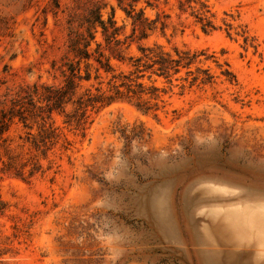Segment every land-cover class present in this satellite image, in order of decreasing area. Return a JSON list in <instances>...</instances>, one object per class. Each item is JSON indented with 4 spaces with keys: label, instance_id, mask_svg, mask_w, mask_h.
I'll list each match as a JSON object with an SVG mask.
<instances>
[{
    "label": "rangeland",
    "instance_id": "374dc122",
    "mask_svg": "<svg viewBox=\"0 0 264 264\" xmlns=\"http://www.w3.org/2000/svg\"><path fill=\"white\" fill-rule=\"evenodd\" d=\"M129 1L0 0V110L14 115L0 148V264H113L110 255L115 264H258L264 0H138L144 30ZM93 3L116 21L122 60L97 71L91 59L90 79L68 103L50 117L45 106L22 117L11 98L36 82L66 83L68 20L77 26ZM96 39L106 48L101 26ZM143 47L188 58L169 77L140 76ZM121 73L140 76L133 102L148 112L119 101L90 106L84 125L67 121L81 94L113 93ZM236 212L244 216L240 245Z\"/></svg>",
    "mask_w": 264,
    "mask_h": 264
},
{
    "label": "trees",
    "instance_id": "16d2710c",
    "mask_svg": "<svg viewBox=\"0 0 264 264\" xmlns=\"http://www.w3.org/2000/svg\"><path fill=\"white\" fill-rule=\"evenodd\" d=\"M191 2L192 0H188ZM120 4L124 0H119ZM137 5L138 0H130L128 4L130 5V10L127 11L128 14L132 16L136 12V25L140 24L143 27V30L146 28V22L148 17L145 16L144 8L139 10L135 9V3ZM59 5V0L56 2ZM203 23L202 27L206 30L208 27H213L212 21L206 17L199 16ZM70 24V41L68 44L67 51V60L61 64V70L64 72L66 77V83L60 87L48 84H39L34 83L32 85H27L23 88L22 92L17 96L11 98L13 108L18 107L17 110L23 114L22 117L27 118L25 113L30 112V107L40 108V111L44 110L45 106L49 112V117L54 110L60 109L64 104L68 103L74 95L78 93L79 81L83 78L90 79L91 72L89 61L94 59L98 63L97 71L101 68H104L106 71L112 70L110 60L112 57H116L119 60H122V56L118 53L119 45L121 40L117 37L120 34L119 28L116 26V21L113 16H110L106 21L103 18V13L100 6H97L95 3L91 7L87 8V14L84 15L83 19L75 26V21L72 19L68 20ZM98 26L102 28L103 38L106 42V48L111 51L110 56L105 54V49L103 42L96 39V33L98 31ZM92 42H95L96 47L91 50ZM158 48L155 47H143V55L138 56L135 59L136 70L142 73L140 76H144L146 69L153 70L152 72L157 73L158 75H163L166 77L171 76L173 73H178L181 68L182 62L188 58L187 52H180L177 50L178 58H174L170 53L164 52L162 50L158 51ZM69 54H72L73 57H69ZM86 62V74H81V63ZM144 68H143V67ZM157 66V67H156ZM156 67V68H155ZM173 71V72H172ZM127 75L119 74L113 76V85L109 89L113 93L108 94L107 91L98 90V94L93 95L90 90L81 94L78 97L77 109L70 115L68 122L75 121L77 125H84L87 123L89 115H87L88 109L91 106L95 108L97 104L99 107L108 106L114 102L119 101H128L133 102V95L136 93V90L133 88V84L143 86L142 82H138ZM119 77H124L127 80H122L118 83ZM112 83V80L111 82ZM126 87V90H122V87ZM132 93V94H131ZM35 97H38L41 102H45V105H38L36 103ZM134 105L144 112H148L151 107L145 105L144 103L137 101L133 102ZM29 107H27V105ZM81 111V113L79 112ZM35 114V113H34ZM36 115H41L36 114ZM14 115H9L4 108L0 110V148L6 142V138L3 137L4 133L8 129V123L12 120ZM44 117V116H42ZM0 155V159H1ZM4 170H9V163L7 164L5 160ZM21 172V171H20ZM33 175V172L30 173Z\"/></svg>",
    "mask_w": 264,
    "mask_h": 264
},
{
    "label": "bare ground",
    "instance_id": "6f19581e",
    "mask_svg": "<svg viewBox=\"0 0 264 264\" xmlns=\"http://www.w3.org/2000/svg\"><path fill=\"white\" fill-rule=\"evenodd\" d=\"M244 216H242L241 213H237L236 212V217H235V225L233 226V236H234V240H235V243L237 245H240L242 240H243V237H244V228H243V218ZM264 217V215H263ZM263 220L261 222H257V221H254L252 223V226L256 229V230H259L260 233H261V237L257 240V244L258 246L260 245H263L264 244V218H262ZM249 240V239H247ZM236 245V246H237ZM256 251V254L257 253H264V250L260 251L258 249L255 250Z\"/></svg>",
    "mask_w": 264,
    "mask_h": 264
},
{
    "label": "clouds",
    "instance_id": "9594fccd",
    "mask_svg": "<svg viewBox=\"0 0 264 264\" xmlns=\"http://www.w3.org/2000/svg\"><path fill=\"white\" fill-rule=\"evenodd\" d=\"M258 264H264V253H257ZM109 259L115 264V260L118 259V255H110Z\"/></svg>",
    "mask_w": 264,
    "mask_h": 264
}]
</instances>
